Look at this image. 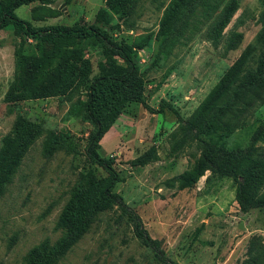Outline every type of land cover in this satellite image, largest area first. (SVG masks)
Masks as SVG:
<instances>
[{
  "label": "rangeland",
  "instance_id": "rangeland-1",
  "mask_svg": "<svg viewBox=\"0 0 264 264\" xmlns=\"http://www.w3.org/2000/svg\"><path fill=\"white\" fill-rule=\"evenodd\" d=\"M170 0H140L129 24H121L118 35L133 41L139 35L157 33ZM104 0H51L34 2L15 10L35 25L95 22ZM264 0H240L239 8L225 28L243 33L235 50L215 48L205 37L207 25L187 35L169 56L161 59L154 42L150 52L137 49L140 70L147 81L146 104L135 117L120 116L102 137L98 152L110 158L119 173L117 192L139 216L143 227L160 242L166 257L178 264H246L249 239L261 237L264 244V213L243 212L236 200V184L229 177L205 172L193 186L181 188L172 177L189 168L194 146L174 151L171 132L177 127V111L188 117L239 57L261 27ZM20 37L11 29H0V144L16 120L39 123L36 136L23 156L6 190L0 196V264H24L27 251L44 239L56 241L63 230L59 215L79 173L94 166L84 155L89 122L70 116L77 99L47 97L20 102L6 100L14 77L15 44ZM92 75L102 56L87 49ZM169 74L163 78L164 74ZM256 114L264 118V107ZM252 116L235 144L243 145ZM251 125V126H250ZM69 132L67 146L46 153L50 132ZM155 148L156 158L144 165L136 158ZM98 175L107 173L97 167ZM56 264H161L154 250L142 243L128 214L118 207L99 213L89 230Z\"/></svg>",
  "mask_w": 264,
  "mask_h": 264
},
{
  "label": "trees",
  "instance_id": "trees-1",
  "mask_svg": "<svg viewBox=\"0 0 264 264\" xmlns=\"http://www.w3.org/2000/svg\"><path fill=\"white\" fill-rule=\"evenodd\" d=\"M94 23L73 25H35L19 18L15 10L34 2L51 0H0V29H11L20 37L15 44L14 77L6 100L20 102L47 97L77 99L70 116L80 117L91 125L84 155L94 165L79 173L67 202L59 215L63 230L54 242L44 239L32 246L24 264H56L89 230L99 213L115 206L127 213L137 237L154 250L161 264H178L168 259L160 242L147 233L139 216L114 191L119 173L110 158L100 155L102 137L122 116L135 117L146 104V79L140 70L137 49L150 52L154 42L161 59L169 56L187 35L198 33L207 25L205 37L217 48L235 50L243 33L225 28L239 8L240 0H170L157 33L139 35L130 41L118 35L121 24H129L140 0H104ZM261 27L239 57L223 73L207 96L182 118L177 111V127L171 132L173 150L194 146L191 166L170 181L181 188L193 186L209 171L217 177H229L236 184V200L243 212L257 209L264 213V118L256 112L264 107V7ZM96 50L102 59L92 75V62L85 55ZM168 70L163 78L169 74ZM254 117L243 145L235 144L249 119ZM43 132L39 123L19 117L12 131L0 144V196L12 180L23 156L35 137ZM69 132H50L46 153L67 146ZM156 158L155 148L135 159L144 165ZM101 167L106 176L98 175ZM246 264H264L261 237L249 239Z\"/></svg>",
  "mask_w": 264,
  "mask_h": 264
}]
</instances>
